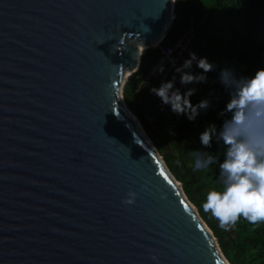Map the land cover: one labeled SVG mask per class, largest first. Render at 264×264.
<instances>
[{
    "label": "water",
    "instance_id": "water-1",
    "mask_svg": "<svg viewBox=\"0 0 264 264\" xmlns=\"http://www.w3.org/2000/svg\"><path fill=\"white\" fill-rule=\"evenodd\" d=\"M176 1L0 0V264H231L124 97Z\"/></svg>",
    "mask_w": 264,
    "mask_h": 264
},
{
    "label": "trees",
    "instance_id": "trees-1",
    "mask_svg": "<svg viewBox=\"0 0 264 264\" xmlns=\"http://www.w3.org/2000/svg\"><path fill=\"white\" fill-rule=\"evenodd\" d=\"M192 26L197 29L195 46L217 70L228 66L239 75L251 76L264 68V0H177L176 17L161 43L175 44ZM161 58L159 47L143 52L139 69L124 86L125 100L172 173L182 182L184 191L199 207L231 264H264V221L253 224L241 217L228 230L219 227L217 219L201 207L208 190L220 187L216 166L194 171L191 165V151L201 147L199 132L209 122L219 125L222 117L218 113L224 109L229 94L216 80V71L209 72L206 82L188 87L196 89L191 97L193 103L215 90L213 107L195 121L181 115L177 135L163 131L167 118L158 106L159 98L150 91L152 86L159 85L166 69L167 64L157 78L152 75ZM151 115L155 117L154 123L150 121ZM221 149L222 146L213 144V150Z\"/></svg>",
    "mask_w": 264,
    "mask_h": 264
},
{
    "label": "clouds",
    "instance_id": "clouds-1",
    "mask_svg": "<svg viewBox=\"0 0 264 264\" xmlns=\"http://www.w3.org/2000/svg\"><path fill=\"white\" fill-rule=\"evenodd\" d=\"M171 63L174 65L171 78L161 80L150 91L177 115L195 121L213 107L215 97L212 90L193 103L195 87H184L182 91L178 83L182 86L204 83L207 74L216 71V80L229 94L224 109L218 113L221 122L207 123L199 132L201 147L190 153L194 171L208 170L213 165L217 170L220 187L208 190L202 209L210 212L225 230L241 217L253 224L264 221V71H261L264 68L251 76L239 75L228 66L217 70L207 57H198L195 52H189L179 64L174 58ZM157 70L162 73L164 65ZM214 143L222 149L213 150ZM135 196V192L129 191L124 202L133 203Z\"/></svg>",
    "mask_w": 264,
    "mask_h": 264
},
{
    "label": "built area",
    "instance_id": "built-area-1",
    "mask_svg": "<svg viewBox=\"0 0 264 264\" xmlns=\"http://www.w3.org/2000/svg\"><path fill=\"white\" fill-rule=\"evenodd\" d=\"M196 36L197 29L192 26V28L190 30H187L185 34L175 44L163 46V44L160 42L156 46L160 48L162 55L159 65L167 64L164 74L160 77V82L161 80L169 79V77L173 73L174 65L171 63L173 58L175 59L176 64H179L183 61L184 58L188 57L189 52H195L198 57L202 56V53L199 48L195 46ZM169 50L171 51L169 52ZM159 65L153 70L152 73L155 78L159 76V71L157 70ZM178 86L181 87V90L183 91L184 87H188L190 85L182 86L178 83ZM158 106L163 110V113L167 118L163 131H167L169 134L172 135H177V125L179 122H181V115H177L176 113L172 112L167 105L161 103L160 99L158 101ZM150 121L153 123L155 122V117L153 115L150 116Z\"/></svg>",
    "mask_w": 264,
    "mask_h": 264
}]
</instances>
